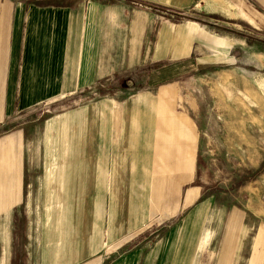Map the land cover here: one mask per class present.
<instances>
[{"label":"crops","instance_id":"1","mask_svg":"<svg viewBox=\"0 0 264 264\" xmlns=\"http://www.w3.org/2000/svg\"><path fill=\"white\" fill-rule=\"evenodd\" d=\"M82 1L0 0V264H264V180L208 191L177 82L264 59V0ZM38 133L76 192L25 253Z\"/></svg>","mask_w":264,"mask_h":264},{"label":"rangeland","instance_id":"2","mask_svg":"<svg viewBox=\"0 0 264 264\" xmlns=\"http://www.w3.org/2000/svg\"><path fill=\"white\" fill-rule=\"evenodd\" d=\"M117 1L122 0H110ZM82 2L103 4L109 0ZM260 50L264 53V47ZM177 80L186 87L182 99L199 138L198 172L208 191L230 194L227 190L236 191L248 184L262 185L264 59L242 60L229 69H203ZM96 95L98 93H90V99L97 100ZM131 95L128 92H110V99L119 100L123 105ZM58 113L52 109L45 118L47 125L52 123L51 132L54 115ZM42 135L38 133L33 147L30 150L27 148L25 199L22 205L25 253L38 245L44 213L54 211L55 199H61L62 195L63 205L65 194L69 197H66L68 201L72 197L75 199V187H64L62 173L55 169L53 133ZM223 201L219 199L220 203Z\"/></svg>","mask_w":264,"mask_h":264}]
</instances>
